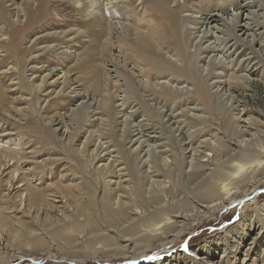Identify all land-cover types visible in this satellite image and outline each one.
<instances>
[{
  "label": "rangeland",
  "instance_id": "1",
  "mask_svg": "<svg viewBox=\"0 0 264 264\" xmlns=\"http://www.w3.org/2000/svg\"><path fill=\"white\" fill-rule=\"evenodd\" d=\"M2 1L0 4L1 177L8 175L12 169L11 164L15 162V159L6 156L16 152L21 156L19 161L16 160L19 162L20 173L33 166L34 176L30 174H25V176L31 185L41 189H45L46 180L50 178L57 180V178H65L69 175L73 182L80 176L74 169H77L79 161L82 162L86 159L89 170L115 167L110 181L113 183L118 180V175L119 177L123 175L122 180L129 177L126 164L123 162L128 153L131 155L130 168L138 172L136 174L140 177L146 174L150 175L148 181L143 183V194L147 195L153 190L149 181L162 179L163 185L165 182L171 190L175 188L172 193L176 196H173L172 199L167 197L166 201L183 199L187 197L186 189L188 190L191 185L189 186L182 176L189 173L192 167L199 165L198 161L206 153V150H213L209 136L216 133L220 135L221 131H225L224 116L229 115L237 121L238 118L235 116H238V112L243 106L242 103L236 104L238 98L235 96L246 91L251 80H264V0H248L253 5L252 10L256 11V15L250 17L249 28L251 31L248 33L240 31V28H236L232 24L226 27L221 21L217 24L216 30L202 27L198 19L200 14L197 13V8L200 4L203 5V9L211 5L213 11L217 12V6H220L218 0H171L170 2V7L182 10L181 16L186 19H182V26L188 40H191L188 51L197 55L196 70L199 76L204 78L205 85L212 96L211 100L215 103L214 110L219 114L217 121L213 123L216 127L211 128L207 125H204L205 128L203 126L207 119L204 118L205 114L200 104L191 97V93L195 89L192 83L183 79L178 82L177 76L169 72L159 75L155 71H151L145 63L135 60L136 64L149 76V81L154 82L146 87L139 86L138 73L132 68L127 70L122 67L119 64L120 55L113 58L108 53L100 56L97 47L88 48L80 62L76 56H69L71 51L67 48L70 47L72 50H77L76 53H82L88 45L87 41L90 35H82L77 31L74 33L73 28H79L86 32L88 26L75 18L66 0L48 1L46 18L42 20L43 23L40 22L41 27L38 29L40 33L35 31L30 33L28 28H25L26 17L20 8L19 18L14 16L15 10L12 3L20 0ZM233 4L231 1L230 5ZM22 7H27L32 13L36 11L38 5L35 1L26 5L22 0ZM227 8L228 6L226 10ZM1 10L4 12L1 13ZM245 13H243L244 17L241 16L240 22L245 18ZM155 17L152 18L158 34L164 40L162 50L159 52L155 48H147L146 43L142 42H140L139 48L152 54L155 58L160 55L162 59L166 58L165 60L174 62L176 64L174 67H177L180 62L173 55L174 51L170 47L168 28L160 17L158 20ZM145 20L147 19L145 18ZM214 24L216 23H213V26ZM15 26H18V29H14ZM24 29H26L25 33H23ZM45 29L52 34L54 31L56 33L67 31L68 37H63L61 40L65 41V44L64 42L59 43L60 41H56L54 37L43 32ZM14 30L16 33L12 38L10 34ZM259 44H262L261 47ZM67 57L70 58L65 66L62 62L66 61ZM19 58L26 60L23 69L17 65L22 63L21 60H18ZM72 58H75V61ZM85 63L89 65L87 71L98 74L101 81L113 83L114 87L110 89V105L109 103L104 105L89 91H86L87 77L78 69ZM60 70L70 71L66 76H63L64 83L61 82L63 79H58L57 76L61 72ZM224 71L237 73L235 75L244 79L242 81L244 86L241 85V88L237 87L236 90H227L224 85ZM124 75L131 76L135 89L126 86ZM42 77L43 81L40 83ZM80 77L84 81L79 82ZM164 90L170 93L171 98L168 100H163V96L160 97L157 94L158 91ZM229 95H231L232 101ZM177 97L180 98L177 100ZM232 113H235L234 117ZM224 141L227 142L226 137ZM234 148H237L236 145ZM77 150H82L84 156L73 154ZM189 161L194 162L192 166ZM36 164H40L42 167L36 169L34 167ZM178 168L183 175H178ZM207 169L229 171L228 164L224 165L223 163L214 164ZM79 171L81 172L80 168ZM42 172L44 175H41ZM72 182L63 183V185L67 186ZM0 190V195H2V187ZM0 213H3L10 221L3 224L6 231L18 229L20 226L18 224L31 220L26 214H23L22 217L20 212L13 210L10 204L2 200H0ZM16 233L20 235L18 231ZM256 233L258 235L255 237L251 250L248 251L246 248L249 247L252 237ZM263 243L264 186L261 185L255 195H250L225 210L219 211L215 218L203 220L192 228L186 229L178 241L163 246L158 251L147 250L143 255H138L139 259L136 260L132 254L122 257L121 251L115 249L111 253L103 254L102 257L98 254H95L94 257L89 255L88 260L81 264H143L142 256L149 258L145 264H157L169 259L173 264L180 263L182 259L189 264H218L217 261L220 259L221 264H264ZM237 245L238 247H236ZM9 249L16 250V247L13 245ZM223 249L226 250L225 253L221 252ZM7 251L6 249L5 253ZM9 253L12 252L9 251ZM207 253H217V255L209 261L206 260ZM83 254L81 253V255ZM107 256L110 259L104 261ZM21 258L24 257L14 256L8 264L73 263L50 259L29 261Z\"/></svg>",
  "mask_w": 264,
  "mask_h": 264
},
{
  "label": "bare ground",
  "instance_id": "2",
  "mask_svg": "<svg viewBox=\"0 0 264 264\" xmlns=\"http://www.w3.org/2000/svg\"><path fill=\"white\" fill-rule=\"evenodd\" d=\"M23 1H25L26 5L31 1L37 2L36 11L30 13L27 7H22V0L19 2L15 1L12 3L15 10L14 16L19 18L20 8L26 17L25 28H28L30 33L33 31L40 33L38 29L41 27L40 22L46 18V4L49 0ZM66 1L75 18L88 26L86 32L79 28H73L74 33L77 31L82 35H90L87 41L88 45L83 49L82 53H76L77 50H72L69 47L67 48L71 51L69 56H76L78 62H80L85 55V51L88 48L95 47H97L98 55L100 56H104L107 53L111 58L120 55L119 64L127 70L129 68L130 70L131 68L136 70L139 75L138 77L136 75L138 85L143 87L149 86L154 82L149 81V76L136 64L135 60L145 63L151 71L153 70L159 75L165 72L172 73L177 76V81L183 79L195 86L191 97L200 104L205 114L204 118L207 120L203 123V126L216 127L213 123L217 121V115L219 114L214 110L215 103L211 100L212 96H210L209 90L205 85L204 78L199 76L196 70L198 60H196V53L191 54L192 52L188 51L189 41L191 40H188V36L182 26V19H186L181 16L182 10L179 8L175 10L170 7L171 0ZM231 1L234 3L233 5H230ZM1 2L3 1L0 0V4ZM147 2L149 4L146 5ZM217 2L220 5L217 6L218 13L213 11L211 5L203 9V5L200 4L197 8V13L200 14L198 19L202 27L205 26V29L211 30L212 28L216 30L218 28L217 24L221 21L226 27L232 24L236 28H240V31L244 33L251 31V28H249L250 17L254 14L256 15V11L252 10L253 5L248 0H218ZM201 11L203 13H200ZM2 12L4 11L1 10ZM243 13L246 14L245 18L240 22ZM152 17L157 20L160 17L168 28V38L169 42L171 41L170 47L174 51L173 55L180 62L177 67H174L176 65L174 62L167 61L168 59L165 60L166 58L162 59L160 55L155 58L147 51L143 50V52L140 50V42L146 43L145 46L147 48L152 47L159 52L163 48L164 40L160 38ZM213 23L216 24L213 26ZM38 24L40 25L37 26ZM14 29H18V26H15ZM25 31L26 29H24L23 33ZM43 32L54 37L56 41H60L59 43L64 42L65 44V41L61 40L63 37H68L67 31L60 33L54 31L52 34L45 29ZM15 33L16 30L13 33L11 32L12 38ZM163 38L165 39V37ZM261 45L259 44V47ZM30 54L32 55V52ZM69 58L67 57L62 64L64 63L63 65L67 66ZM72 59L75 61V58ZM18 60H21L22 63L17 65L23 69L26 65L25 58H19ZM88 66L85 63L78 68L87 77V81H85L88 84L86 91H89L99 102L107 105L110 101V89L114 85L105 80L101 81L98 74L87 71ZM60 71L57 76L61 80L63 76L70 72L68 70ZM224 74V85L227 90H236L237 87L243 85L242 81L244 79L242 80L240 76L235 75L237 73L228 71ZM125 77L126 86L130 89H135L131 76ZM40 80V83H42L43 77ZM78 81L81 82L84 79L80 77ZM61 82L64 83L65 80L63 79ZM115 87H117L116 84ZM157 94L160 97L163 96V100L171 98L169 91H158ZM231 95H229L230 98ZM235 97L238 98L236 104L242 103L243 106L238 112V116H235L238 118L237 121L233 120L229 115L224 116L225 131H221L220 135L216 133L209 136V140L213 144V150H206V153L201 157L202 160H197L199 165L197 164L198 166H194L192 169L189 167L191 171L189 173L186 172V175L180 173L178 168V175L182 174L184 181L191 186L188 190L186 189L187 197L184 196L185 198L177 201H166L167 197L173 198L174 194L172 192L175 188L171 190L165 182H163V185L162 179L160 181L156 179L149 181L153 190L147 195L143 194V183L148 181L147 179L150 175L138 176L136 174L138 172L130 168L131 155L128 153L123 159L128 170L127 175L129 176L125 180H122L123 175L120 177L118 175V180L116 179V182L111 183L115 167H102L99 170L94 168L90 169L92 170L90 171L88 169L89 166L87 167L86 159L82 161L83 163L79 161L77 164L81 172L78 167L74 169L80 176L73 182L69 175L65 178H57V180L50 178L46 180L45 189L31 185L25 176V174L34 176L33 166L30 165V168H26L25 172L22 171L20 173L21 170L18 169L19 162H16V160L19 161L21 156L17 155L16 152L12 155H5L8 158L15 159V162L11 164L12 169H10L8 175L0 176V187H2L0 200L10 204L13 210L15 209L21 213L22 217L23 214H26L31 220L30 222L18 224L20 225L18 229L14 228L6 231L3 224L9 220L3 213H0V263L8 264L11 258L18 255L24 257L21 259H28L29 261L50 259L81 264L88 260L87 257L89 255L94 257L95 254H98L102 257L103 254L111 253L115 249L121 251L122 257L132 254L137 260L139 259L138 255H143L145 251H158L163 246L175 243L181 238L186 229L192 228L203 220L215 218L216 213L219 211L225 210V208L250 195H255L261 185L264 186V80H251L246 91H242ZM179 98L177 97V100ZM234 114L232 113L233 117ZM225 137L227 142L224 141ZM114 138L116 139V137ZM235 145L237 148L233 149ZM73 154L84 156L82 150L74 151ZM100 157L103 158L102 156ZM193 163V161H189L191 166ZM221 163L224 165L228 164V172L207 169L214 164L218 165ZM164 166L166 165L164 164ZM34 167L37 169L42 166L36 164ZM41 175H44V173L42 172ZM167 179L169 180V178ZM69 182H72V184L63 185V183ZM16 231L20 235H17ZM257 235L258 233L252 237L250 245L248 244L249 247L246 248L248 251L251 250ZM13 245H15L16 250L9 249ZM6 249L8 251L5 253ZM225 249L221 252L225 253ZM9 251L12 253H9ZM237 251L238 248L236 249ZM81 253L84 254L81 255ZM216 255L217 253H207L206 260L210 261ZM109 256L104 261H108L110 259L108 258ZM142 259L143 264H145V261L149 258L142 256ZM217 263L221 264V259ZM157 264H173V262L169 259ZM175 264L189 263L182 259L180 263L176 262Z\"/></svg>",
  "mask_w": 264,
  "mask_h": 264
}]
</instances>
